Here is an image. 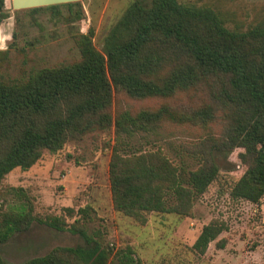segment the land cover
<instances>
[{
    "label": "trees",
    "instance_id": "1",
    "mask_svg": "<svg viewBox=\"0 0 264 264\" xmlns=\"http://www.w3.org/2000/svg\"><path fill=\"white\" fill-rule=\"evenodd\" d=\"M19 11L9 13L8 0H0V25ZM28 12L36 22V15L51 12L72 30L85 15L81 1ZM228 22L206 5L134 0L106 36L103 51L94 45L93 30L79 33L80 60L40 68L16 81L0 80V187L7 174L30 169L45 150L58 152L69 141L113 129L109 184L116 212L142 225L149 213L190 217L194 203L219 177V157L237 151L245 171L230 196L258 204L264 198V12L247 29ZM7 55L0 51V62ZM115 93L165 102L114 116ZM180 96L186 103H172ZM216 123L222 124L220 135L212 128ZM178 129L202 133L182 144L181 164L161 146L144 149L169 142L164 134ZM90 211L86 207L78 214L86 221ZM33 212L5 213L0 238L8 242L40 222L79 235L83 244L55 248L24 264H142L132 247L115 250L100 232L90 236L81 219L69 225L63 217L38 220ZM226 231L224 222L212 221L193 249L206 254ZM217 247L224 248L225 240ZM0 264H8L1 255Z\"/></svg>",
    "mask_w": 264,
    "mask_h": 264
},
{
    "label": "rangeland",
    "instance_id": "2",
    "mask_svg": "<svg viewBox=\"0 0 264 264\" xmlns=\"http://www.w3.org/2000/svg\"><path fill=\"white\" fill-rule=\"evenodd\" d=\"M134 0H81L84 18L73 30L64 21L52 18L51 12L34 17L24 9L0 25V51L9 55L0 62V80L16 81L30 72L71 64L81 59L76 44L79 33L94 31V45L103 51L106 36L119 22ZM186 4L210 6L225 15L228 26L247 29L264 12V0H181ZM9 4L8 12L14 13ZM67 14V10H63ZM15 34V37H14ZM180 96L172 103H186ZM165 101L133 100L125 94H114L112 114L129 110L156 109ZM216 135L222 124L212 126ZM171 130V129H170ZM169 142L147 146L164 152L181 164L183 143L201 135L200 130L178 129L167 132ZM114 130L98 131L82 139L69 141L62 150H45L42 158L30 169L16 168L5 176L0 187V219L8 212H26L33 208L38 220L63 217L69 225L81 219L90 236L101 233L105 243L115 250L132 247L142 264H264V198L253 204L234 200L232 187L243 175L245 167L238 159L239 151L230 158L220 156V174L193 206L190 217L169 213H149L142 225L113 208L109 184V163ZM136 148V141H132ZM178 151V158L176 152ZM191 169L196 164L188 161ZM19 191V192H18ZM90 207V216L83 221L80 209ZM71 208L73 215L67 212ZM214 220L224 222L228 231L212 242L204 255L193 245L204 226ZM3 234V230L1 231ZM225 240V247L217 243ZM83 244L79 235L52 230L40 222L29 231L4 242L0 238V255L8 264L25 262L47 255L53 249Z\"/></svg>",
    "mask_w": 264,
    "mask_h": 264
},
{
    "label": "water",
    "instance_id": "3",
    "mask_svg": "<svg viewBox=\"0 0 264 264\" xmlns=\"http://www.w3.org/2000/svg\"><path fill=\"white\" fill-rule=\"evenodd\" d=\"M81 0H13L14 10L32 9L52 5L75 3Z\"/></svg>",
    "mask_w": 264,
    "mask_h": 264
},
{
    "label": "crops",
    "instance_id": "4",
    "mask_svg": "<svg viewBox=\"0 0 264 264\" xmlns=\"http://www.w3.org/2000/svg\"><path fill=\"white\" fill-rule=\"evenodd\" d=\"M9 4L13 6V0H8V6H9Z\"/></svg>",
    "mask_w": 264,
    "mask_h": 264
}]
</instances>
